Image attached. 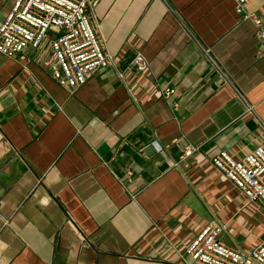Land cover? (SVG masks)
<instances>
[{
    "label": "crops",
    "instance_id": "crops-1",
    "mask_svg": "<svg viewBox=\"0 0 264 264\" xmlns=\"http://www.w3.org/2000/svg\"><path fill=\"white\" fill-rule=\"evenodd\" d=\"M234 5L101 0L92 20L123 72L73 92L50 76L48 39L0 55V264H180L212 222L227 245L260 243L263 207L210 161L264 139V46ZM246 8L264 23V0ZM135 56L143 70L126 69ZM186 143L198 151L173 168Z\"/></svg>",
    "mask_w": 264,
    "mask_h": 264
},
{
    "label": "built area",
    "instance_id": "built-area-1",
    "mask_svg": "<svg viewBox=\"0 0 264 264\" xmlns=\"http://www.w3.org/2000/svg\"><path fill=\"white\" fill-rule=\"evenodd\" d=\"M101 0H12V5L0 22V55L12 58L30 47L36 49L48 39L54 61L49 66L51 78L68 92H73L95 71L112 67L121 75L116 59L106 49L99 36L92 13ZM248 0H235L234 10L243 19L253 22L259 41L264 46V23L256 12L247 10ZM208 54V49H205ZM134 65L144 69L140 56H135L126 69ZM174 88L160 91L169 97ZM239 97L241 95L238 93ZM245 112L253 106L246 101ZM155 142V141H153ZM199 146L186 143L173 168L188 167V158ZM248 202L264 208V139L242 157L235 158L220 150L210 159ZM131 175V170L126 172ZM225 224L208 223L184 246L180 264H264V239L249 250L227 245L220 240Z\"/></svg>",
    "mask_w": 264,
    "mask_h": 264
},
{
    "label": "rangeland",
    "instance_id": "rangeland-1",
    "mask_svg": "<svg viewBox=\"0 0 264 264\" xmlns=\"http://www.w3.org/2000/svg\"><path fill=\"white\" fill-rule=\"evenodd\" d=\"M261 235H260V242L264 239V209L262 208V217H261Z\"/></svg>",
    "mask_w": 264,
    "mask_h": 264
},
{
    "label": "water",
    "instance_id": "water-1",
    "mask_svg": "<svg viewBox=\"0 0 264 264\" xmlns=\"http://www.w3.org/2000/svg\"><path fill=\"white\" fill-rule=\"evenodd\" d=\"M145 152L148 154L150 152L151 154L154 152V148L152 146H149L145 149Z\"/></svg>",
    "mask_w": 264,
    "mask_h": 264
}]
</instances>
